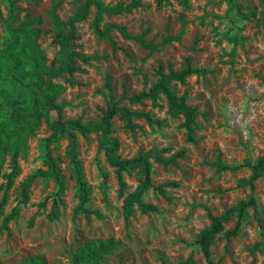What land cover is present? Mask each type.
Returning a JSON list of instances; mask_svg holds the SVG:
<instances>
[{
    "label": "rangeland",
    "instance_id": "obj_1",
    "mask_svg": "<svg viewBox=\"0 0 264 264\" xmlns=\"http://www.w3.org/2000/svg\"><path fill=\"white\" fill-rule=\"evenodd\" d=\"M132 0H102L107 7L127 6ZM145 5L128 13L102 15L99 27H124L132 35L145 33L157 49L149 52L132 40L124 39L116 29L109 38L94 34V9L76 25V40L69 50L91 57L87 65L77 60L84 73L62 76L53 83L63 87L56 102L64 101L61 121H96L106 108L108 77L112 94L121 107L135 113L133 129L119 115L112 120L110 138L117 142L115 156L130 160L147 157L151 165V185L142 195L145 203L155 205L156 213L141 214L134 207L125 220L122 213L115 168L110 166L100 136L77 135L78 159L88 187V202L82 212L77 207V188L65 150L67 134L49 142L51 155L61 170L64 189L58 192L54 181L35 177L30 184L28 201L19 215L7 224L10 237L0 233V264H30L43 257L46 264H72V257L86 244L112 240L119 242L96 264H207L196 245L198 233L209 226L207 214L218 216L246 201L247 187L238 181L249 176L240 167L217 172L213 163L219 158L231 167L247 159L264 157V5L261 0H189L188 8L180 0L156 6V0H136ZM84 0H0V124L11 104L26 101V85L32 81L19 44H13L12 30L27 23L41 31L37 43L47 65L58 50L56 30L49 12L56 6L60 21L73 16ZM174 39L159 46L166 36ZM13 42V43H12ZM96 57V58H93ZM16 58L20 61L18 64ZM185 58L202 74L190 75L184 82L171 81L169 87L188 106L195 109V142H188L182 117L171 118L163 96L154 106L149 100L130 104L126 98L148 90L162 69L167 73L185 67ZM126 97V98H125ZM152 119L149 123L145 116ZM51 120H56L52 114ZM51 130L44 121L20 153V173L7 192L0 216H5L20 199L22 182L37 170H45L46 140ZM174 157V164L169 159ZM160 158V160H159ZM0 172V201L9 172V156ZM165 161L166 163H163ZM126 191H136L144 182L140 165L122 173ZM162 187L164 196L154 188ZM256 208L247 209L237 236L227 241L224 234L234 227L235 219L224 225L211 246V259L220 264H264V174L255 182ZM57 201L56 217L51 215ZM44 203V208L38 205ZM95 213L99 214V217ZM259 245V250L254 249ZM254 251V254L251 253ZM86 264V263H82Z\"/></svg>",
    "mask_w": 264,
    "mask_h": 264
},
{
    "label": "trees",
    "instance_id": "obj_2",
    "mask_svg": "<svg viewBox=\"0 0 264 264\" xmlns=\"http://www.w3.org/2000/svg\"><path fill=\"white\" fill-rule=\"evenodd\" d=\"M264 5V0H261ZM171 0H156L157 8H160L163 4H169ZM189 0H180V4L185 8H188ZM145 5L140 1L132 0L127 6L122 7L117 5L114 7H107L103 4L102 0H84L79 4L75 13L67 21H60L54 13L56 6L49 12L51 23L56 30L55 44L58 47L53 59L47 65V58L44 52L40 49L37 40L41 31L37 28H32L27 23H20L12 30L13 44H19V52L25 56L28 71L31 75L32 81L26 85L29 91L26 101H22L20 104H11L9 114L0 124V172L5 164L6 155L9 156V172L4 173L2 178L5 180L4 191L2 199L0 201V216L2 215V208L7 199V192L12 187L15 178L20 173V167L18 164V157L20 153H25L28 139L34 135L35 131L44 121L51 130L50 137L46 140V152L44 155L45 170H37L29 177H27L21 184L20 199L16 206H14L10 213L4 217L2 226L0 227V233L6 232V236L10 237V231L7 224L14 220L21 210V206L25 205L28 201L30 184L35 177H41L46 180H53L58 188V192L64 189V180L61 170L58 166L56 159L51 155L48 143L58 141L60 138V132L67 134L68 144L65 150V156L71 165L73 177L77 188L78 204L73 211V215L76 216L79 212H82L86 217L91 213L85 208L88 202V187L83 180L82 169L80 161L78 159V142L77 135L86 137L90 134H98L100 136V146H111V148L105 149V156L110 166L115 168V175L119 186L120 195H123L122 213L124 219L127 220L133 213L134 207H136L141 214L147 215L149 213H156L157 207L152 204L145 203L142 200L143 193L151 185V165L148 162L147 157L138 155L130 160H121L116 157L115 151L117 149V142L115 139L110 138L112 133V120L115 116L119 115L126 122V126L129 129H133L130 123V119L135 116L125 107L119 105V100L124 98L122 96L119 100H116L113 96L111 85L108 77L105 79V87L108 91V100L106 108L102 111L101 116L96 121H90L82 123L79 120H67L61 121V113L66 106L64 101L57 103L56 100L59 94L63 91V87L59 84L53 83L54 79L61 78L62 76H73L74 73H84L78 64L77 60L84 65H87L91 57H85L75 51L69 50L70 43L76 40V25L82 22L88 15L91 9H94V19L92 22V30L99 38H109V31L116 29L120 35L127 40L136 42L141 47L152 52L157 49L151 41L145 40V33L140 35H132L126 31L124 27L105 25L102 28L99 27L102 15H119L123 12L128 13L136 8H144ZM174 38L166 36L162 39L159 46H164L171 42ZM96 58V57H93ZM16 62L20 61L16 58ZM203 70L192 67L191 59L185 58V67L181 71H174L170 66L167 69V73H163L159 68L157 74L158 80L151 85V87L142 91L140 94L125 97L130 104H140L145 100H149L152 105L156 106L157 101L161 96L166 100L167 114L175 119L179 116L182 117V128L186 132V139L188 142L194 143V131L196 129V112L194 108L188 106L184 97L177 96L169 87L171 81L184 82L185 78L190 75L202 74ZM52 114L56 115V120L52 121ZM149 123H153L152 119L145 116ZM160 160V158H159ZM166 163L165 161H162ZM169 162L174 164V157L169 159ZM140 165L144 175V182L134 192H127L126 185L123 181L122 173L127 169ZM215 168L217 172L234 171L240 167H245L249 170V176L242 178L238 181V186L247 187L249 189V195L246 201H240L235 206L229 208L218 216L207 214L209 219V226L201 230L196 236V245L199 247L200 252L207 264H220L214 263L211 259L210 248L214 244L216 237L223 231L224 225L231 219H235L234 227L231 231L224 234V238L229 241L230 238L237 236L241 224L244 219V214L247 209H255V197L254 189L255 182L262 178L264 174V157L257 158L254 162H250L245 159L241 165L231 167L223 163L217 158L210 164ZM154 190L164 196V190L162 187H156ZM39 208H44V203L38 205ZM57 213V201L53 199L51 215L56 217ZM99 217L98 213H95ZM264 242V240H263ZM119 242L106 240L99 242L96 245L86 244L72 257V264H96L103 255L109 254L113 251ZM254 249L259 250V245H255ZM254 254V251H251ZM30 264H46L43 257H36ZM164 264V263H162ZM177 264H189L187 261Z\"/></svg>",
    "mask_w": 264,
    "mask_h": 264
}]
</instances>
